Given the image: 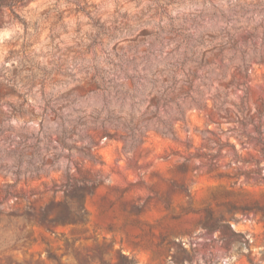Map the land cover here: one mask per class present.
Returning a JSON list of instances; mask_svg holds the SVG:
<instances>
[{
	"label": "rangeland",
	"instance_id": "obj_1",
	"mask_svg": "<svg viewBox=\"0 0 264 264\" xmlns=\"http://www.w3.org/2000/svg\"><path fill=\"white\" fill-rule=\"evenodd\" d=\"M261 141L264 0H0V264H264Z\"/></svg>",
	"mask_w": 264,
	"mask_h": 264
},
{
	"label": "trees",
	"instance_id": "obj_2",
	"mask_svg": "<svg viewBox=\"0 0 264 264\" xmlns=\"http://www.w3.org/2000/svg\"><path fill=\"white\" fill-rule=\"evenodd\" d=\"M237 122L243 124L242 118L251 116V110L245 107H236L234 111ZM232 117V116H231ZM260 152L264 157V142L261 141ZM259 164V161H256ZM261 175V173H259ZM88 191L92 190L91 186L86 185ZM70 197L74 198V201L70 200ZM86 194L81 192L73 193L72 195H66L63 199L56 202V212L50 214L43 210L40 214L38 223L47 224L49 226L77 224L87 220L88 211L85 207Z\"/></svg>",
	"mask_w": 264,
	"mask_h": 264
}]
</instances>
